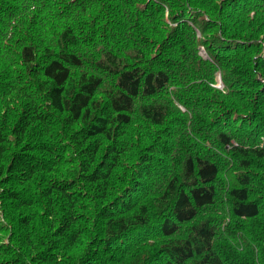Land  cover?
Returning <instances> with one entry per match:
<instances>
[{
  "label": "trees",
  "instance_id": "1",
  "mask_svg": "<svg viewBox=\"0 0 264 264\" xmlns=\"http://www.w3.org/2000/svg\"><path fill=\"white\" fill-rule=\"evenodd\" d=\"M0 264H264V0H0Z\"/></svg>",
  "mask_w": 264,
  "mask_h": 264
},
{
  "label": "built area",
  "instance_id": "2",
  "mask_svg": "<svg viewBox=\"0 0 264 264\" xmlns=\"http://www.w3.org/2000/svg\"><path fill=\"white\" fill-rule=\"evenodd\" d=\"M217 87H218V88H220L221 86H220V85H218Z\"/></svg>",
  "mask_w": 264,
  "mask_h": 264
},
{
  "label": "rangeland",
  "instance_id": "3",
  "mask_svg": "<svg viewBox=\"0 0 264 264\" xmlns=\"http://www.w3.org/2000/svg\"><path fill=\"white\" fill-rule=\"evenodd\" d=\"M201 55H203V52H201Z\"/></svg>",
  "mask_w": 264,
  "mask_h": 264
}]
</instances>
